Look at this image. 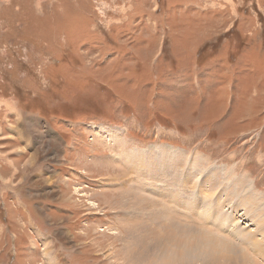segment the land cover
<instances>
[{
    "label": "rangeland",
    "instance_id": "374dc122",
    "mask_svg": "<svg viewBox=\"0 0 264 264\" xmlns=\"http://www.w3.org/2000/svg\"><path fill=\"white\" fill-rule=\"evenodd\" d=\"M0 137V264H264L214 204L264 194V0H0Z\"/></svg>",
    "mask_w": 264,
    "mask_h": 264
},
{
    "label": "bare ground",
    "instance_id": "6f19581e",
    "mask_svg": "<svg viewBox=\"0 0 264 264\" xmlns=\"http://www.w3.org/2000/svg\"><path fill=\"white\" fill-rule=\"evenodd\" d=\"M166 157H167V159H169V161L170 162H172V163H176V161H177V157L175 156V155H167V154H164V153H162V148H158V149H156V157H155V161L158 163V162H163L165 159H166ZM172 165H174V166H172ZM200 165V164H199ZM177 165H175V164H171V167H176ZM200 168V167H199ZM177 169V168H176ZM209 170V169H208ZM214 170V167H213V169H211V170H209L210 172L211 171H213ZM209 172V173H210ZM213 173V172H212ZM218 172L217 171H214V173H213V175H214V177L216 178V180L219 178V177H217V175L219 176V173L217 174ZM211 174V173H210ZM207 176V175H206ZM241 176V175H240ZM212 177V176H211ZM214 177H212V178H214ZM207 178V182H208V184L207 185H213V184H215L214 186H217L216 185V183H215V181H213V182H210L209 181V179L210 180H212L209 176H207L206 177ZM215 180V179H214ZM222 182V181H221ZM199 184L200 185H204V183H203V181H202V183H200L199 182ZM226 185V184H225ZM213 186V187H214ZM218 187V186H217ZM217 187H216V189H217ZM227 187H224V189H220L221 191H223V190H225V192H223V193H220V195L218 196L217 195V198L216 199H218L217 201H216V199H214V204H216L215 202H217V204H218V201H220L219 200V198L220 197H222L223 198V195H224V197L226 196V200H227V203L229 202H231L232 203V205H231V209H233V211L235 210V208L238 206V205H242V207H244V211H245V216H247L248 214L249 215H253V216H256V218H254L253 219V221H254V224H255V226H256V229H254V230H252V231H246V229H245V227H243V228H239V227H236L235 229L232 227L231 229H232V231H230L231 232V235H232V238L234 239V240H238V241H240V242H238V244L239 245H243V244H249V248H254V249H257L258 248V245L260 244V242L259 241H257V237L259 236L258 235V233H260V232H262V234H263V238H264V203L262 202L261 203V201L263 200V197H264V194L262 193H252L253 191H252V188H251V186H250V183L248 182V181H246L244 178H238V179H232L231 180V187L230 188H227ZM133 191V190H132ZM218 190H216V192H217ZM259 192H261V191H259ZM212 193H213V191H212ZM139 194V193H138ZM222 194V195H221ZM206 195V194H205ZM207 196H210V193H209V195H207ZM214 196V195H213ZM131 197H135L134 199L137 201V203L139 202V197L138 196H133V195H131ZM125 198V197H124ZM129 199H130V197H129ZM209 199V198H208ZM210 200V199H209ZM224 200V199H223ZM222 200V201H223ZM144 201V200H143ZM149 201V200H148ZM147 201V202H148ZM158 201V200H157ZM221 201V202H222ZM237 201V202H236ZM156 202V201H155ZM183 203V202H182ZM148 204V203H147ZM156 204H159V201H158V203L156 202ZM155 204V205H156ZM150 205H152V204H150ZM180 205V204H179ZM194 205V204H193ZM230 205V204H229ZM158 206V205H157ZM216 206H218V205H214V207H212L211 208V210L209 211V212H207V219H208V221H212V220H214L213 222H211V223H213L214 225H215V227L217 226V228H218V230H219V228L220 229H222V228H224V226L226 225V226H229V225H227V224H229L228 223V220H229V216H230V214H231V211L229 212V215H227V217L226 218H219L218 220H215L216 218H217V214L219 213V211L218 210H216ZM193 207V206H192ZM160 208V207H159ZM220 208V207H219ZM229 209H230V207H229ZM230 209V210H231ZM219 210H221V209H219ZM156 211V210H155ZM225 211V210H224ZM232 211V212H233ZM159 212V211H158ZM162 212V211H161ZM228 212V211H227ZM157 213V212H156ZM155 213V214H156ZM163 213H165V212H163ZM158 214V213H157ZM167 215H169L168 213H167ZM243 215H244V213H243ZM241 216V215H240ZM171 217V216H170ZM232 217V216H231ZM167 218V217H166ZM241 218V217H240ZM233 219V218H232ZM175 220V219H174ZM203 220V219H202ZM241 220V219H240ZM167 221V220H166ZM176 221H177V219H176ZM252 221V222H253ZM209 222V223H210ZM227 223V224H226ZM150 224V223H149ZM173 229H175V230H177V231H179V230H182V231H179V232H185V231H189V232H186L185 234H182V236L184 235H189V234H191L192 236H196V237H200V238H207V239H212V240H209L210 242H212L213 240H215V241H217V242H220V243H222L224 246L225 245H227V244H229V245H231V246H234L235 244H237V243H232V241L230 240V239H223V238H220L219 237V234L218 235H216L215 233L213 234L211 231H201V233H198L199 231L197 230H194V229H192V230H184V229H178L177 227H176V225L174 224V223H172V222H170V224L167 226V232H172L171 230H173ZM248 229V228H247ZM194 230V231H193ZM224 230V229H223ZM225 230H227V228L225 229ZM230 230V229H229ZM228 230V231H229ZM212 233V234H211ZM167 234V233H166ZM261 234V235H262ZM148 235V234H147ZM169 236H171V234L169 235ZM218 236V237H217ZM181 237V236H180ZM187 238V237H186ZM261 238H262V236H261ZM263 238H262V240H263ZM157 239V238H156ZM196 239V238H195ZM197 239H199V238H197ZM154 240H155V238H154ZM190 240V239H189ZM202 240V239H201ZM151 241V240H150ZM231 241V242H230ZM157 243H159V242H157ZM197 243V242H196ZM199 243H201V241L199 240ZM243 243V244H242ZM263 243V242H262ZM134 244H136V243H134ZM154 244H155V242H154ZM165 244V243H164ZM177 244V243H176ZM207 244V243H206ZM253 246H252V245ZM163 245V244H162ZM196 245V244H195ZM134 246H136V245H134ZM133 246V247H134ZM155 246V245H154ZM153 246V247H154ZM158 246V245H157ZM199 246V245H198ZM216 246V245H215ZM219 246V245H218ZM247 246V245H246ZM250 246H252V247H250ZM260 246V245H259ZM156 247V246H155ZM195 247V246H194ZM239 247H241V248H243V249H246L245 247H242V246H239ZM158 248V247H157ZM159 248H160V246H159ZM158 248V249H159ZM169 248H170V246H169ZM184 248L186 249V246H184ZM201 248V246L198 248V249H200ZM262 248V247H261ZM163 249V248H162ZM198 249H196V251L198 250ZM204 249V248H203ZM235 249V248H234ZM155 250V249H154ZM172 250V249H171ZM236 251H237V249H235ZM247 250V249H246ZM260 250V249H259ZM259 250H258V253H259ZM149 251V250H148ZM158 251V250H157ZM170 251V250H169ZM194 251V250H193ZM261 252H263L264 253V249H261L260 250ZM136 253H139L138 251H135ZM151 252V251H150ZM214 252V251H213ZM158 253V252H157ZM193 253V252H192ZM223 253H225V252H223ZM237 253H238V251H237ZM237 253H235V251H233V254H237ZM240 253V252H239ZM164 254V253H163ZM167 254H169L168 252H167ZM201 254V253H200ZM208 254H209V252H208ZM262 254V253H261ZM172 255H174L175 257H177V258H184V257H187V255L188 254H186V253H182L181 251L178 253V255H177V253L175 252V253H173ZM171 256V255H170ZM174 256H173V259H174ZM196 256V258H197V255H195ZM202 256V255H201ZM201 256H199V257H201ZM167 257V258H166ZM162 256V257H160L159 258V260H160V263H158V264H168L169 263V261H171L172 262V260H171V258L172 257H169V256ZM195 258V257H194ZM202 258V257H201ZM204 258V257H203ZM202 258V259H203ZM219 258H221V257H219ZM262 258V257H261ZM197 260H199V262H200V258L199 259H197ZM253 260H254V258H253ZM175 261V260H174ZM195 262H196V260H194ZM193 261V262H194ZM217 261H220L219 259L217 260ZM243 262V261H242ZM135 264H139V259H136L135 260ZM176 264V263H175ZM179 264V263H178ZM195 264V263H194ZM198 264V263H197ZM203 264V263H202ZM215 264V263H214ZM220 264V263H219Z\"/></svg>",
    "mask_w": 264,
    "mask_h": 264
},
{
    "label": "crops",
    "instance_id": "0c3cea01",
    "mask_svg": "<svg viewBox=\"0 0 264 264\" xmlns=\"http://www.w3.org/2000/svg\"><path fill=\"white\" fill-rule=\"evenodd\" d=\"M0 139H2V137H0ZM200 176H202L201 177V180L199 181L200 183H202V181L203 180H206V178H203L204 176H203V174L201 173V175ZM181 182H177V185L178 184H180ZM199 184V183H198ZM206 186V185H205ZM164 196H168V195H164ZM198 199V198H197ZM206 199V198H205ZM185 205V203L183 202L182 203V201L179 199V198H177V203H176V205ZM179 205V206H180ZM186 205L187 206H189V207H192V208H194L195 207V205H193V204H191V205H189L188 203H186ZM170 210H172L171 211V214L172 215H174V216H176L177 218H179L186 226H189V227H192V228H195V229H197V230H207V229H213V228H216L215 227V225L213 224V223H209L208 224V219L206 218L207 217V214H202L200 217H196L195 219H193L192 217H191V215H190V217L189 216H186V215H182V214H180L178 211H176L174 208H171ZM203 219V220H202ZM8 230H10V229H8ZM219 230L221 231L222 229H220L219 228ZM10 233H12V232H9V234ZM8 234V236L10 237V235ZM12 235L13 236H15L14 235V233H12ZM13 241V240H12Z\"/></svg>",
    "mask_w": 264,
    "mask_h": 264
}]
</instances>
